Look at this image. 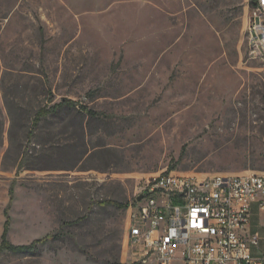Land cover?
<instances>
[{"label":"rangeland","instance_id":"rangeland-1","mask_svg":"<svg viewBox=\"0 0 264 264\" xmlns=\"http://www.w3.org/2000/svg\"><path fill=\"white\" fill-rule=\"evenodd\" d=\"M249 13L248 0H0V238L6 208L13 243L51 237L0 264H123L119 204L150 178L264 174ZM64 98L96 115L36 121ZM250 226L264 254L257 207Z\"/></svg>","mask_w":264,"mask_h":264},{"label":"built area","instance_id":"built-area-1","mask_svg":"<svg viewBox=\"0 0 264 264\" xmlns=\"http://www.w3.org/2000/svg\"><path fill=\"white\" fill-rule=\"evenodd\" d=\"M248 4L249 45L264 56V0ZM255 205L264 213V174L161 172L128 206L123 264H264Z\"/></svg>","mask_w":264,"mask_h":264},{"label":"trees","instance_id":"trees-1","mask_svg":"<svg viewBox=\"0 0 264 264\" xmlns=\"http://www.w3.org/2000/svg\"><path fill=\"white\" fill-rule=\"evenodd\" d=\"M77 112L79 114H89L91 116H95L96 112L93 111L92 109H89L85 105H79V103L73 99L70 98H64L59 102H56L49 108L45 107L42 108L36 116V121L39 122L42 120V118L47 117L50 114H57L59 112ZM10 193H13V190L11 189ZM111 202V201H110ZM113 203V202H111ZM129 202L126 203H120V207H128ZM5 215L6 219L3 225V232L0 238V254L2 252H13V253H18V254H32L36 252L39 248L40 245L48 242L51 240L50 236H46L45 238L42 239H36L32 241L29 244H15L9 239V229H10V223H11V218L8 214V208L5 209ZM56 234L52 237L55 238ZM122 264V263H120Z\"/></svg>","mask_w":264,"mask_h":264},{"label":"water","instance_id":"water-1","mask_svg":"<svg viewBox=\"0 0 264 264\" xmlns=\"http://www.w3.org/2000/svg\"><path fill=\"white\" fill-rule=\"evenodd\" d=\"M142 197H143V194L139 195L137 199L140 200Z\"/></svg>","mask_w":264,"mask_h":264},{"label":"crops","instance_id":"crops-1","mask_svg":"<svg viewBox=\"0 0 264 264\" xmlns=\"http://www.w3.org/2000/svg\"><path fill=\"white\" fill-rule=\"evenodd\" d=\"M255 207H257L256 205L255 206H253V208H255ZM259 210V209H258ZM260 211V210H259ZM250 225H251V222H250ZM250 229H251V226H250Z\"/></svg>","mask_w":264,"mask_h":264}]
</instances>
